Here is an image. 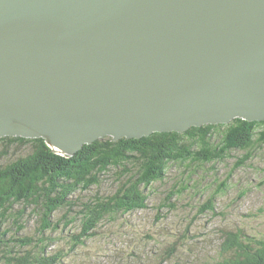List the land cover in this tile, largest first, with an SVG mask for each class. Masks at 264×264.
<instances>
[{
	"label": "water",
	"instance_id": "obj_1",
	"mask_svg": "<svg viewBox=\"0 0 264 264\" xmlns=\"http://www.w3.org/2000/svg\"><path fill=\"white\" fill-rule=\"evenodd\" d=\"M264 121V0H0V139L73 157Z\"/></svg>",
	"mask_w": 264,
	"mask_h": 264
},
{
	"label": "trees",
	"instance_id": "obj_2",
	"mask_svg": "<svg viewBox=\"0 0 264 264\" xmlns=\"http://www.w3.org/2000/svg\"><path fill=\"white\" fill-rule=\"evenodd\" d=\"M214 135L221 140L214 143ZM0 144L5 148L0 160L13 145L30 147L26 156L0 164V254L4 260L0 264H61L68 253L96 234L105 219L114 221L137 211L153 210L156 205L150 200L154 196L164 197L155 208L163 217L165 208L175 207L167 204L170 199L196 188V171L222 162L236 151L243 155L235 158L230 175L244 166L255 149L264 147V121L234 119L226 125L191 127L183 133H153L138 140L103 137L84 145L73 157L56 154L42 139L5 137ZM171 166L181 171L166 187L164 180ZM227 182L224 179L195 207L198 215L216 214V199L227 190ZM103 185H111L110 195L101 198L103 195L97 191L93 196L81 197V193ZM16 206L23 209L12 214ZM28 208L36 217L38 237L8 239V231L2 228L4 222L12 216L15 223L22 221ZM57 211L62 214L54 222L52 217ZM72 225L78 232L68 235L67 253L63 254L62 249L49 253L53 238L46 233ZM10 242L21 245L15 248V244L9 246ZM221 255L214 264H264V236H250L241 230L224 232Z\"/></svg>",
	"mask_w": 264,
	"mask_h": 264
},
{
	"label": "rangeland",
	"instance_id": "obj_3",
	"mask_svg": "<svg viewBox=\"0 0 264 264\" xmlns=\"http://www.w3.org/2000/svg\"><path fill=\"white\" fill-rule=\"evenodd\" d=\"M214 143L221 137L214 135ZM5 148L0 144V153ZM30 152L25 147L11 146L7 155L2 156L0 164L6 165L24 157ZM243 155L236 151L222 162L207 165L196 171L198 184L180 197H175L173 206L165 208L162 216L155 208L162 198L152 197L153 210L137 211L114 221L105 219L97 228L96 234L68 253L61 264H214L219 260L224 232L242 231L254 236H264V147L255 149L252 159L230 175L236 157ZM213 167V168H212ZM181 169L171 166L165 177L166 187L180 175ZM228 179L227 190L216 199L215 215L197 214V207L216 191L223 181ZM111 185L93 188L81 193V197L93 196L95 192L112 191ZM16 206L13 213L22 211ZM32 209H25L22 221L15 223L13 216L6 220L2 228L8 231L7 238H30L35 240V219ZM62 212L54 213L55 222ZM78 232L76 225L56 232H47L53 238L49 253L62 249L67 253L68 235ZM19 243L10 242L9 246ZM30 247H32L30 245ZM4 261L0 254V263Z\"/></svg>",
	"mask_w": 264,
	"mask_h": 264
},
{
	"label": "flooded vegetation",
	"instance_id": "obj_4",
	"mask_svg": "<svg viewBox=\"0 0 264 264\" xmlns=\"http://www.w3.org/2000/svg\"><path fill=\"white\" fill-rule=\"evenodd\" d=\"M103 196L101 197V198H104V196H106V195H110V192H107V193H102V192H100ZM164 198V197H163ZM175 197H173L172 199H170L168 202H167V204H173V199H174ZM119 213H121V212H118L117 214H119Z\"/></svg>",
	"mask_w": 264,
	"mask_h": 264
},
{
	"label": "bare ground",
	"instance_id": "obj_5",
	"mask_svg": "<svg viewBox=\"0 0 264 264\" xmlns=\"http://www.w3.org/2000/svg\"><path fill=\"white\" fill-rule=\"evenodd\" d=\"M236 119H238V118H236ZM241 120V119H240ZM250 123V122H249ZM153 134V133H152Z\"/></svg>",
	"mask_w": 264,
	"mask_h": 264
}]
</instances>
